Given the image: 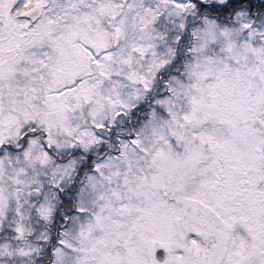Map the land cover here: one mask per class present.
Returning a JSON list of instances; mask_svg holds the SVG:
<instances>
[{
	"label": "snow or ice",
	"instance_id": "obj_1",
	"mask_svg": "<svg viewBox=\"0 0 264 264\" xmlns=\"http://www.w3.org/2000/svg\"><path fill=\"white\" fill-rule=\"evenodd\" d=\"M0 264H264V0H0Z\"/></svg>",
	"mask_w": 264,
	"mask_h": 264
}]
</instances>
